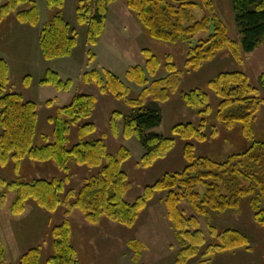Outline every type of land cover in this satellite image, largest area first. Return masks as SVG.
Here are the masks:
<instances>
[{
  "label": "trees",
  "instance_id": "16d2710c",
  "mask_svg": "<svg viewBox=\"0 0 264 264\" xmlns=\"http://www.w3.org/2000/svg\"><path fill=\"white\" fill-rule=\"evenodd\" d=\"M54 11L50 23L39 37V46L45 60L71 57L77 47L78 34L71 30L63 17L65 0H46ZM118 0H78L77 23L87 28V42L95 46L106 28L110 7ZM234 22L240 43L229 37L223 20L216 14L212 0H127L126 7L133 12L150 38L169 44H192L201 33L210 34L205 40L191 46L184 63L186 70L199 72L204 66L227 52L236 64L241 65L245 55L254 53L264 45V0H231ZM25 7V9H24ZM206 14L198 19L196 12ZM21 24L37 26L40 13L33 0H0V26L11 15ZM145 66L129 68L127 80L140 88L136 98H131L128 86L108 70L92 71L83 75L82 82L101 95L123 100L131 109L128 114L112 113L109 119L110 134L126 140L137 139L144 154L140 166L152 168L164 160L175 148L174 138H165L154 132L163 121L162 105L171 100L182 84L183 73L168 56L163 64L150 51L142 52ZM161 68L167 75L159 78ZM10 68L0 60V166L13 164L19 171L25 160L52 164L63 178L33 182H8L0 177V209L6 207L9 194L16 197L9 206L13 216L24 214L27 203L33 201L50 214L65 208L66 218L73 212L82 214L89 225H99L103 220L127 229L134 228L158 195L164 203L167 219L176 233L180 245L175 264H210L217 254L244 250L249 252V239L241 232L227 229L223 232L209 225L211 241L200 229L199 218L211 213L238 211L244 199L250 198L254 221L264 227V142L256 140L253 123L261 110L260 99L264 92V73L259 78L260 89L254 88L248 76L241 71H226L208 82L209 90L219 99L216 116L226 129L242 126V136L250 144L240 154L231 155L224 162L199 157L193 142L207 140L203 131L206 117L211 113L209 94L199 89L184 92L183 104L202 117L199 126L180 124L172 129L173 136L184 142L183 157L186 166L181 172L166 174L134 202L126 201L132 188L123 166L131 159V152L121 147L115 155L108 152L104 140H89L97 127L91 122L98 100L91 94L75 96L69 105L56 111L49 121L53 126V141L41 147L34 142L38 127V107L25 101L21 95L8 92ZM43 86L68 91L71 81L47 71L41 81ZM49 106V104H48ZM77 130V143L68 148L72 130ZM217 134V130H213ZM80 167L93 175L78 190H67L71 172ZM163 197V198H162ZM159 202V201H158ZM189 206L194 216L188 217L181 204ZM73 229L65 219L51 232L54 254L47 264H81L72 244ZM133 261L138 263L144 252L141 242L130 241ZM5 248L0 240V263L5 260ZM40 249L23 254L19 264H41Z\"/></svg>",
  "mask_w": 264,
  "mask_h": 264
},
{
  "label": "rangeland",
  "instance_id": "374dc122",
  "mask_svg": "<svg viewBox=\"0 0 264 264\" xmlns=\"http://www.w3.org/2000/svg\"><path fill=\"white\" fill-rule=\"evenodd\" d=\"M33 1L37 4L40 13L37 26L19 23L15 13L1 24L0 60H5L10 68L7 91L21 95L25 101L30 100L38 107L39 121L35 147H41L53 141V126L49 120L55 116L58 109L69 105L77 95L95 96L98 104L91 122L96 125L97 132L89 140L101 139V136L105 135L104 142L111 155H115L121 147L131 152V159L124 164L123 169L132 184L126 201L134 203L146 187L152 186L166 174L181 172L186 166L183 157L184 142L173 136L172 129L180 124L200 125L202 117L186 108L180 100L184 92L199 89L209 94L212 111L206 117L207 127L203 131L207 140L193 142L196 155L208 157L216 162H224L229 156L243 153L248 149L250 144L242 136L241 125H236L229 130L217 120L219 99L209 90L208 82L221 72L241 71L248 76L254 88L261 90L259 78L264 73V45H261L254 53L245 55L241 65L236 64L227 52H223L215 60L206 64L201 71L193 72L184 67L187 53L191 46L205 40L211 33H201L191 46L185 43L169 44L153 40L136 15L126 7L127 0H118L110 7L103 35L95 46H91L87 42V28L77 23L78 0H65L62 14L71 30L77 32L78 44L71 57L47 61L41 53L39 37L50 23L54 11L48 8L46 0ZM194 1L200 3V0ZM212 1L216 14L228 28L229 37L240 43L241 38L234 22L231 0ZM205 14L203 9L196 12L198 19ZM144 50L150 51L163 64L170 56L177 69L183 73L178 92L171 96L168 103L162 105L161 126L154 130L165 138H174L175 148L167 158L157 162L150 169L140 166L144 150L137 139L126 140L122 136L114 138L110 134L109 119L112 113L128 114L131 109L123 100L101 95L96 89L82 82L83 75L86 73L108 70L128 86L131 98H136L140 88L129 82L125 73L131 67L145 66L146 59L142 54ZM47 71L57 73L64 82L71 81L72 87L66 91L41 85ZM166 75L164 68H161L158 77L162 78ZM261 92L260 99L263 105L253 123V129L256 140L264 142V92L262 90ZM213 130H217V134L214 135ZM1 133L0 128V135ZM76 143L77 130L73 129L68 148ZM70 175L71 182L67 190H78L85 180L93 175V172L74 167ZM0 177L10 183H25L59 179L64 175L50 163L39 164L25 160L19 171L15 170L13 164L6 167L0 166ZM15 197V194H9L6 207L0 209V240L5 248V260L8 264H19L23 254L31 249H40V263L47 264V260L54 254L52 229L61 225L65 219H68L72 225V244L78 252L81 264H136L132 259L134 252L129 248V243L133 240L141 242L144 246V252L137 264H175L180 245L167 219L165 205L159 200L160 195L132 229L106 220L92 226L85 222L78 211L66 218L65 208L50 214L39 208L33 201L27 203L23 215L13 216L9 212V206ZM181 209L188 217L194 216L193 210L185 203L181 204ZM261 209H264V202L261 204ZM199 221L200 229L209 242L211 241L209 225H213L220 232L227 229L237 230L249 239L251 248L249 252L238 250L217 254L210 264H264V227L254 221L250 198L242 201L238 211L211 213L208 218H199ZM198 261L191 264H199Z\"/></svg>",
  "mask_w": 264,
  "mask_h": 264
},
{
  "label": "crops",
  "instance_id": "0c3cea01",
  "mask_svg": "<svg viewBox=\"0 0 264 264\" xmlns=\"http://www.w3.org/2000/svg\"><path fill=\"white\" fill-rule=\"evenodd\" d=\"M11 74V73H10ZM10 74H9V79H10ZM26 101H30V100H26Z\"/></svg>",
  "mask_w": 264,
  "mask_h": 264
}]
</instances>
